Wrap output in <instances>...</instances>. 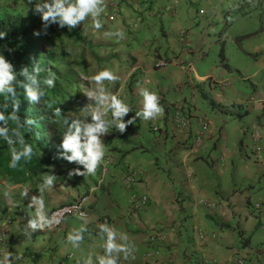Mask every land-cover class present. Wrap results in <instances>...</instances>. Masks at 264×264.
<instances>
[{
  "label": "crops",
  "instance_id": "obj_1",
  "mask_svg": "<svg viewBox=\"0 0 264 264\" xmlns=\"http://www.w3.org/2000/svg\"><path fill=\"white\" fill-rule=\"evenodd\" d=\"M172 5L168 0L154 1L150 13L141 15V22L150 24L158 19L160 23L152 36L159 40L152 44L143 34H135L141 24L135 30L128 27L135 20L134 13L125 9L119 15L116 21L134 33L121 50L125 56L120 59L117 55L112 64L118 79L105 82L131 107L124 121L142 111V90L156 93L162 107L154 120L157 129L152 126L154 118L137 117L123 134L111 125L109 132L100 136L105 156L95 175L69 176L72 169L83 170L82 165L72 162L46 168L25 182L1 178L0 213L8 220L0 219V232L6 242L11 239L14 255L21 257L25 250L33 254L51 246L55 263L87 264L90 257L92 264H97V257L104 255L99 219L105 215L135 248L127 259L114 253L120 257L118 264H264V79L248 80L250 88L223 81L224 86L228 84L225 95L219 81L210 74H200L190 61L191 48L190 53L183 50L180 17L172 20L178 13L169 14ZM261 30L242 31L254 38L243 52L251 54L252 48L257 53L259 46L264 48ZM162 59H167L164 65ZM254 62L253 78L257 68L264 66V61ZM181 104L188 107L187 129L178 128L170 117L174 105ZM200 119L208 121L209 134L197 145L194 136ZM87 122H91V115ZM137 169L142 174L135 190L147 193L149 201L141 211L130 212L132 192L124 180L127 173ZM50 171L57 180L52 190L43 194L45 206L49 205L46 211L84 198L87 215L67 217L59 226L37 230L28 238L24 229L35 211L28 203L31 196L40 195L37 186ZM25 188L29 189L26 198L21 196ZM254 199L259 201L256 209L252 207ZM81 226L87 230L80 246L74 248L66 238ZM156 232H162L165 241L157 247L159 253L150 256L148 240ZM199 234L203 235L202 242ZM5 248L0 249V257L8 251ZM68 254H72L71 259ZM24 256L17 264H23Z\"/></svg>",
  "mask_w": 264,
  "mask_h": 264
},
{
  "label": "clouds",
  "instance_id": "obj_2",
  "mask_svg": "<svg viewBox=\"0 0 264 264\" xmlns=\"http://www.w3.org/2000/svg\"><path fill=\"white\" fill-rule=\"evenodd\" d=\"M29 3L35 4V11L40 14L45 27L56 24L60 28L67 27L71 31L81 22L91 18V27L93 29L100 30L103 28V22L100 17L105 11L104 0H29ZM118 16L119 12L117 10L111 11L106 16V21H112ZM172 16L174 15L172 14ZM35 34L39 35V32ZM113 34L119 38L124 37L122 30H117L115 33H105V35ZM4 35L3 32H0V38ZM181 41L184 42L183 40ZM160 63L164 65L166 60H161ZM40 72L41 68L39 64L34 65L31 72H29L27 67H24L19 72V75L26 78L30 83L20 81L17 79L18 73L14 70L12 63L4 55L0 54V96H4L6 100L10 99L12 101L11 113L6 114L7 103L0 105V109H3L0 110V139L12 146L10 149L11 159L8 166L13 169L18 166L21 160L27 161L33 156V146L26 142L24 132L21 129L29 131L31 128H25L24 125H33L35 123L31 118H25L21 122L20 117L17 115L19 112L17 86L24 89L27 97L33 104H40L42 98L46 95L45 88L41 87ZM82 79L90 81L93 85L91 87H83L82 92L89 100L95 101V107L89 113L91 115V122H87L81 118H71L70 116H64L62 119L64 131L62 142L57 149L56 158L66 160L69 163L75 162L83 166V170L80 168L70 170L69 176L95 175L98 165L105 156V147L100 136L101 134L108 133L111 125L115 124V128L123 134L128 125L136 123L137 117L150 120L162 112V107L156 93L144 89L141 92L143 96L142 111L136 112L134 116L124 121L123 117L132 111L131 107L120 97L118 92L115 94L111 93L104 83L105 81H116L118 79L113 71L104 69L92 76H84L82 74ZM43 85H46L47 88L55 87V74L50 73L43 80ZM109 113L111 114V119L108 118ZM56 115L60 116L59 109H57ZM9 121L13 122L15 127L10 128ZM13 145H19V147L17 148ZM56 180L57 176L50 171L49 174L43 176L42 183L37 186L40 195L31 196L28 207L34 208L35 211L34 216L28 219L26 228L24 229L26 237L31 238L33 232L51 228L54 224L61 222L59 215H48V212L52 208L61 204L51 207L46 211L43 199L45 191H51ZM28 194V188H25L21 192V196L25 198L28 197ZM85 206L87 207V205ZM83 217L84 214L81 213L80 218ZM99 228L102 239H104V244L102 245L104 255L97 257L99 264H118L120 257L113 255L114 253L123 254L125 259L133 255L135 248L134 245L129 244L127 235L118 233L115 228L108 226L106 223L99 225ZM86 230L84 226L73 230L67 235V242L74 248H78L84 239L83 233ZM47 256H41L40 262L47 258ZM21 258L9 251H5L3 256L0 257V264H13L14 260ZM45 264H48V262ZM87 264H92L90 257Z\"/></svg>",
  "mask_w": 264,
  "mask_h": 264
},
{
  "label": "rangeland",
  "instance_id": "obj_3",
  "mask_svg": "<svg viewBox=\"0 0 264 264\" xmlns=\"http://www.w3.org/2000/svg\"><path fill=\"white\" fill-rule=\"evenodd\" d=\"M222 1L223 0H200L195 1V6L186 7L182 5L176 8L177 10L174 14L176 16V13H178V15L177 17H173L172 20L180 17V19L177 20L180 22L181 28L186 32V35L182 37V39L184 38V42L181 41L182 48L187 53H190L189 49L191 48V53L189 54L191 57L190 61L193 62L198 72L200 74H210L214 79L219 81V84L225 88L223 92L227 95L228 84L224 86L223 83L225 82L235 86H238L237 83H242L247 88H250L248 80L256 81L264 79V66L260 69L257 68L258 74L255 78L251 76V73L257 67L254 60L259 63L264 61V48L259 46L257 53L254 52L255 49L251 48L249 49V51H252L251 54L242 51V48L246 46L249 47L254 39L244 35L242 31L255 32L264 29V0H247L239 8L232 5V3L237 0L229 4L222 3ZM198 2L202 3L198 4ZM104 3L105 11L102 13L100 19L108 14L112 6H117L111 0H104ZM125 9L128 8L122 7L120 9L121 12L118 11L119 15H121ZM0 10L7 13L19 12L23 17L29 14H35V16L41 20L40 14L35 11V4H27L24 0H0ZM115 10H118V8H115ZM171 10H173V8H171ZM170 15H172V12ZM118 17L108 23H104L103 28L100 30H95L89 25L82 26V24H78L73 30L75 29L77 31L80 29L82 31H79L82 34L80 35L82 37L81 40L72 39V37L66 36V34L61 31L62 43L55 44L56 55L55 60L52 62V66H54L63 79L62 87L64 95H62L58 102H60L59 110L63 112L64 116L81 118L87 121L88 114L95 107V101L89 100L82 92L83 87L93 86L90 81L82 79V74L84 76H92L104 69H110L115 72L111 67L112 64L115 63L114 60L118 58L117 55L120 59L125 56L121 55V50H125L124 46L126 47L127 40L131 38L134 32H131V30L126 27L123 29L122 27L125 25L120 21H116ZM89 19L91 21V18H88L84 23L88 24ZM151 22L153 23L147 24V22H141V28L136 31L135 34H143L152 44V42H158L159 40V37L153 39L152 36L153 29L159 30L157 26H160V23L158 19H152ZM111 24L115 25L110 29ZM108 29L110 30L108 31ZM117 30H122L124 32L123 38H119L114 34L105 35V33H115ZM121 42H124V44ZM181 64H186V62L182 61ZM182 72L184 73V71ZM192 74L193 72L191 71V75ZM109 85L110 84H106V87H109L110 89L108 90L115 94L116 90L112 89ZM177 106L178 105H174V108ZM180 106H184L185 110L188 108L183 104ZM186 114H188L187 111ZM57 128L58 131L62 133V142L64 126L60 119H57L55 127H51V129L56 131ZM1 178L0 176V179ZM0 184L2 187L4 186L1 182ZM241 192L245 195L244 191ZM3 194L4 193H2L1 196H3ZM257 202L259 201L254 199L252 207L259 205ZM48 206L49 205L45 206V208ZM2 213L3 212L0 213V216ZM0 219L6 220L7 218L6 216H1ZM99 238L102 239V234ZM5 239L4 234L0 232V249L6 245L5 249L14 253V244L11 242V239L7 242ZM199 240L201 241V239ZM7 243L9 245L8 247ZM52 248L53 247L49 246L44 249V251L42 250L43 252L39 250L37 253L33 254L25 250L21 254V257L25 255L23 264H25L28 259L39 264V261L33 258L37 254H40V256H50L51 259L50 261L48 259V264H60L54 262V258H52L54 257ZM67 257L71 259L72 254L71 257H69V254ZM21 259L13 261V264L21 262Z\"/></svg>",
  "mask_w": 264,
  "mask_h": 264
},
{
  "label": "trees",
  "instance_id": "obj_4",
  "mask_svg": "<svg viewBox=\"0 0 264 264\" xmlns=\"http://www.w3.org/2000/svg\"><path fill=\"white\" fill-rule=\"evenodd\" d=\"M27 4L29 0H24ZM117 6L113 7L108 12L117 11L121 12L122 7H126L131 13L135 20L133 23L127 24L131 30L138 27L141 21L144 19L142 14H149L151 11V5L154 1L158 0H111ZM173 2V5L169 9V14L172 12L175 15L176 8L182 6H195V0H168ZM236 0H223L222 3H231ZM247 0H237L232 5L239 8ZM202 3V2H198ZM180 4V5H179ZM224 4V5H227ZM232 6V7H233ZM173 8V10H171ZM178 12V11H177ZM107 14V15H108ZM106 15V16H107ZM177 15V13H176ZM106 16L101 20L104 23ZM86 21V20H85ZM84 21V22H85ZM81 22L82 26H90L91 21L88 20V24ZM63 31L66 36L72 37V39L81 40V30L69 31L67 27L60 28L56 24L45 27L42 20L38 19L35 14H29L23 17L21 13H7L0 10V32L5 35L0 38V54L12 63L14 70L18 73L17 79L30 83L26 78L19 75V72L24 67H27L29 72L32 71L34 65L39 64L41 72L39 73V79L41 80V87L45 88L46 95L42 98L40 104H33L27 97L24 89L17 86V100L19 101V112L17 115L20 117L21 122L25 118H31L35 121L33 125L25 124V128H31L29 131L21 129L24 132L26 142L33 146V156L30 160H21L16 168H10L8 166L11 159V147L6 141L0 139V176L11 183H20L29 180L32 177L37 176L43 172L46 168H52L55 166L65 167L71 165L66 160L57 159V149L61 144V132L51 129L57 124V119L62 121L64 114L60 111V116L56 115L57 109L60 108V102L58 100L64 95L63 93V79L60 74L52 66V62L55 60L56 50L55 44L62 43ZM81 31V32H79ZM39 32V35L35 33ZM132 32V31H131ZM80 33V34H79ZM124 44V42H121ZM121 44V46H122ZM127 46V43H126ZM65 55V54H64ZM166 60L167 59H162ZM50 73L55 74V87L47 88L43 85V80L49 76ZM7 103L6 114L12 112V101L6 100L4 96H0V105ZM3 110V109H0ZM90 115V114H88ZM10 128L15 127V124L9 121ZM14 139V138H13ZM19 147V145H13ZM73 200L66 203L78 201ZM40 262L42 257L37 254L33 257Z\"/></svg>",
  "mask_w": 264,
  "mask_h": 264
},
{
  "label": "built area",
  "instance_id": "obj_5",
  "mask_svg": "<svg viewBox=\"0 0 264 264\" xmlns=\"http://www.w3.org/2000/svg\"><path fill=\"white\" fill-rule=\"evenodd\" d=\"M195 1H200V0H195ZM185 33L186 32L184 30L180 31L181 39L183 36L186 35ZM170 116H171L174 124L178 128H181V129H187L188 128V121L186 118L187 116L185 114V109L183 106L179 105L176 108H174L170 112ZM154 120H155V118L153 119V125L152 126L156 130L157 125L155 124ZM198 124H199V126H198L197 133L194 136V140H195L196 144H201L203 139L209 133V125H208V122L203 120V119H200ZM105 172H106V166L102 168V175L99 178L100 180L98 179L100 183L102 182L101 178H103V175L105 174ZM141 174H142L141 170L137 169V170L130 171L125 176L124 185H125L127 190L132 192L131 193L132 202H131V206H130V212L141 211L143 208H145V206L148 204V201H149V196L147 193H138L135 190L137 178H139V176ZM254 207L256 208V207H258V205L254 206ZM81 213L84 214V217L87 215L84 198H82L78 201H74V202H70V203H64V204H61L59 206H56L48 212V215L52 216L53 214H57L60 216L61 222L59 224L53 225V227H56V226H59L64 221V219L67 217L75 216L77 218H80ZM105 223L108 226L112 227L111 222H110V218L103 215L99 219V225L105 224ZM198 237L202 241L203 235L199 234ZM148 241H149V245H150V249L148 250V254L150 256H153V255H156L159 253V249L157 247L165 241V236L162 234V232H156V233H153L149 236ZM69 257H71V254H69ZM48 259L50 261L51 257L48 258V256H47V258H45L39 264L47 263ZM239 262L242 263V261H239ZM25 264H37V263L32 261L31 259H28ZM206 264H212V263L207 262Z\"/></svg>",
  "mask_w": 264,
  "mask_h": 264
}]
</instances>
